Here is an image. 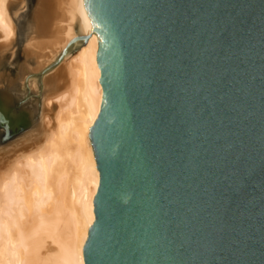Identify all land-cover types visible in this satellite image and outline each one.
I'll list each match as a JSON object with an SVG mask.
<instances>
[{"label": "water", "instance_id": "1", "mask_svg": "<svg viewBox=\"0 0 264 264\" xmlns=\"http://www.w3.org/2000/svg\"><path fill=\"white\" fill-rule=\"evenodd\" d=\"M83 5L70 44L96 35L102 87L83 263L264 264V0Z\"/></svg>", "mask_w": 264, "mask_h": 264}, {"label": "bare ground", "instance_id": "2", "mask_svg": "<svg viewBox=\"0 0 264 264\" xmlns=\"http://www.w3.org/2000/svg\"><path fill=\"white\" fill-rule=\"evenodd\" d=\"M21 1L0 0V112L27 121L0 125V264H84L99 185L88 136L102 100L98 41L70 44L92 26L83 0H39L14 65Z\"/></svg>", "mask_w": 264, "mask_h": 264}, {"label": "rangeland", "instance_id": "3", "mask_svg": "<svg viewBox=\"0 0 264 264\" xmlns=\"http://www.w3.org/2000/svg\"><path fill=\"white\" fill-rule=\"evenodd\" d=\"M39 0H23L19 2L15 8L13 9V16L17 25V38L14 45L15 55H14V65H17L19 61V51L21 46L25 43L28 35L34 33L36 24V11ZM25 40V41H24ZM16 46V47H15ZM18 58V59H17ZM10 115L6 112L3 114V120L8 119ZM9 129L17 130L19 127H23L27 124V121H17V125L12 124L11 120L9 121ZM5 124V122L0 123V125ZM1 131H4L2 127H0Z\"/></svg>", "mask_w": 264, "mask_h": 264}]
</instances>
